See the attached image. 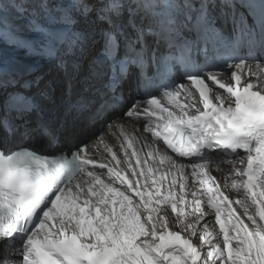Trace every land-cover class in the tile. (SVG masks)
Wrapping results in <instances>:
<instances>
[{
    "label": "snow or ice",
    "instance_id": "6c2138e0",
    "mask_svg": "<svg viewBox=\"0 0 264 264\" xmlns=\"http://www.w3.org/2000/svg\"><path fill=\"white\" fill-rule=\"evenodd\" d=\"M215 3L0 0V264H264V41L232 44L222 64L188 55L178 70L170 52L156 63L188 22L219 35ZM220 3L238 36L250 31L239 9L264 28V3ZM8 6L33 17L31 35L5 33ZM6 34L63 74L40 89L48 106L23 92L9 104L6 84L30 90L47 73L7 58ZM161 68L164 83L145 91ZM102 113L118 147L100 136L70 156L35 148L57 145L69 118ZM222 164L223 183L212 174Z\"/></svg>",
    "mask_w": 264,
    "mask_h": 264
},
{
    "label": "bare ground",
    "instance_id": "6f19581e",
    "mask_svg": "<svg viewBox=\"0 0 264 264\" xmlns=\"http://www.w3.org/2000/svg\"><path fill=\"white\" fill-rule=\"evenodd\" d=\"M28 7H29V11H31L36 6L30 5ZM31 18H33V17H30L28 15V13L21 14L19 11H17L15 9L14 6H8V9H7L5 16H4V23H3L5 33H7V31L10 28H12L13 26L20 25L23 28L22 35H31L30 33H28L27 27H26L28 19H31ZM3 48H4V51L6 53L10 54L12 57L20 58V59H28V60L34 61L35 68H37V70L43 67L41 72H48L50 70V65H48L49 62H45L43 60V58H41L35 54L30 55V54L25 53L23 50L14 47L12 45V41L9 39L7 34L3 37ZM51 74L52 75L54 74V76H55V77H52L50 80L51 83L54 84V83H56L55 82L56 76H59L60 73L58 72V70H56V71H54V73L52 72ZM99 118H100V115L99 116L97 115L95 119L99 120ZM71 121H73V120H71ZM97 121H95L94 118L84 119V121H83V122H85L84 125H86V127L89 126L84 131H86L87 129L89 130V128ZM79 126L80 125H76V124L73 125L72 124L71 127L69 128V130H66L65 128L66 127L68 128L69 126L65 125L64 131H66L67 136H68V133L70 134V132H72L74 135L77 134V137H78L84 132V131H82L81 133H79L81 131V128ZM129 127H131V122H129ZM100 136L104 137L105 142H107V143H109L115 147L119 146L117 139L108 132V129L106 127L99 128L93 132L92 131L90 132V137L88 139L90 146H92L93 142L96 141L97 138ZM75 138H76V136H74V137L71 136L69 140H73ZM64 143H65V141H64ZM129 152H131V149H129ZM94 154L98 157L99 162H103L105 157H108L110 159L109 154L104 151V144L103 143H100L98 145V148L94 149ZM229 167L230 166L227 164L220 166L218 169L214 170L212 172V174L214 176H216L217 179L220 180L222 183L226 179L230 181ZM213 168H216V166H213ZM225 191H228V190L225 189ZM235 195L236 194L234 192L231 193L232 197H234ZM189 218L191 219V217H189Z\"/></svg>",
    "mask_w": 264,
    "mask_h": 264
},
{
    "label": "rangeland",
    "instance_id": "374dc122",
    "mask_svg": "<svg viewBox=\"0 0 264 264\" xmlns=\"http://www.w3.org/2000/svg\"><path fill=\"white\" fill-rule=\"evenodd\" d=\"M48 65H50V70L48 71V72H45V73H47V75L45 76V82L47 83V81H49V82H51L50 80H51V78L52 77H55L54 76V74L52 75L51 73L53 72L54 73V71H56V70H58L56 67H55V64L51 61V62H49L48 63ZM43 68V67H42ZM42 68H40V69H38V71H42ZM58 72H59V70H58ZM49 75V76H48ZM58 75V74H57ZM56 83H54L53 85L55 86V87H57V88H59L60 87V83H61V79H60V75L59 76H56V81H55ZM45 83V84H46ZM96 117H94V120L95 121H97L98 119H95ZM71 120H73V121H71ZM78 120V121H77ZM84 121V119H73V118H69V120H68V122L66 123V126H69L68 128L66 127L65 129L66 130H69V128L71 127V125L73 124V125H80L79 127L81 128V131L79 132V133H81L82 131H84L86 128H88L89 126H87L86 127V125H84L85 124V122H83ZM68 132V131H67ZM78 133V134H79ZM68 136H72V137H74V136H76V138H77V134H73L72 132H70V134L68 133ZM65 143H66V141H65Z\"/></svg>",
    "mask_w": 264,
    "mask_h": 264
},
{
    "label": "water",
    "instance_id": "95a60500",
    "mask_svg": "<svg viewBox=\"0 0 264 264\" xmlns=\"http://www.w3.org/2000/svg\"><path fill=\"white\" fill-rule=\"evenodd\" d=\"M82 142V140L80 141V143Z\"/></svg>",
    "mask_w": 264,
    "mask_h": 264
}]
</instances>
